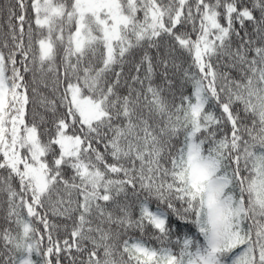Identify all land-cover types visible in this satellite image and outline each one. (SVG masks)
Here are the masks:
<instances>
[{"label": "snow or ice", "instance_id": "1", "mask_svg": "<svg viewBox=\"0 0 264 264\" xmlns=\"http://www.w3.org/2000/svg\"><path fill=\"white\" fill-rule=\"evenodd\" d=\"M0 264H264V0H0Z\"/></svg>", "mask_w": 264, "mask_h": 264}]
</instances>
